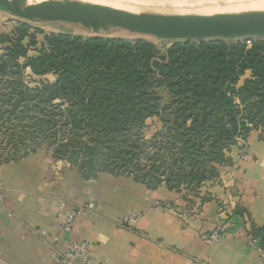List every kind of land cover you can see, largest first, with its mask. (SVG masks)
<instances>
[{
  "label": "rangeland",
  "instance_id": "374dc122",
  "mask_svg": "<svg viewBox=\"0 0 264 264\" xmlns=\"http://www.w3.org/2000/svg\"><path fill=\"white\" fill-rule=\"evenodd\" d=\"M48 36L102 38L131 45L141 40L154 48L157 61L172 44L112 27L94 33L80 25L31 23L0 12V60L4 62L0 63V166L35 162L49 178L64 182L110 177L132 180L149 190L163 187L190 213L199 214L204 203H218V216L226 217L223 225L230 223L222 189L229 187L230 169L249 161V140L264 143V111L248 114L253 119L249 121L248 105L235 101L241 110L237 130L233 137H218L220 117L210 107L202 117L200 110L206 106L201 101V106H193L177 99L176 87L157 83L158 76L149 80L150 86L132 90L116 86L104 65L94 71L81 66L79 75H73L75 82L68 81L64 53H57L55 64L43 57L49 49ZM17 39L32 53L31 59L43 62L40 72L33 71L26 57L9 54ZM249 77L248 71L236 88Z\"/></svg>",
  "mask_w": 264,
  "mask_h": 264
},
{
  "label": "crops",
  "instance_id": "0c3cea01",
  "mask_svg": "<svg viewBox=\"0 0 264 264\" xmlns=\"http://www.w3.org/2000/svg\"><path fill=\"white\" fill-rule=\"evenodd\" d=\"M249 148V161L230 169L231 182L222 189L230 223L213 244L205 237L226 224L218 203H204L194 214L163 187L149 190L110 177L64 182L49 178L35 162L0 166V264H67L52 256L70 241L87 244L91 264H262L246 240L251 226L264 224V143L251 138ZM155 202L161 207L154 209ZM78 207L84 213L64 233L61 222ZM130 215L139 216L136 225L121 227L120 220Z\"/></svg>",
  "mask_w": 264,
  "mask_h": 264
},
{
  "label": "trees",
  "instance_id": "16d2710c",
  "mask_svg": "<svg viewBox=\"0 0 264 264\" xmlns=\"http://www.w3.org/2000/svg\"><path fill=\"white\" fill-rule=\"evenodd\" d=\"M12 42L14 44L9 54L13 58L26 57L33 71L40 72L39 66L43 62L31 59L29 56L32 53L19 39ZM46 42L49 49L44 59L55 64L57 53H64V76L72 83L75 82L73 75L80 72L81 66L94 71L104 65L116 86L132 90L150 86L149 80L158 76L157 83L176 87L173 91L177 99L190 101L193 106H206L200 110L202 117H205L203 114L209 107L220 117L218 137H233L237 130L241 110L235 101L249 106L247 115L264 111V38L174 42L167 49V55L159 58V61L153 60L154 48L141 40L131 45L102 38L81 40L48 36ZM247 42H250V48ZM248 71L250 77L236 88L238 80ZM183 113L185 109L180 114ZM188 113L182 117L185 121H188ZM247 120L253 119L249 116Z\"/></svg>",
  "mask_w": 264,
  "mask_h": 264
},
{
  "label": "water",
  "instance_id": "95a60500",
  "mask_svg": "<svg viewBox=\"0 0 264 264\" xmlns=\"http://www.w3.org/2000/svg\"><path fill=\"white\" fill-rule=\"evenodd\" d=\"M0 12L31 23L80 25L94 33L112 27L168 43L264 38V8L214 17H152L93 10L70 0H46L44 10L0 0Z\"/></svg>",
  "mask_w": 264,
  "mask_h": 264
},
{
  "label": "bare ground",
  "instance_id": "6f19581e",
  "mask_svg": "<svg viewBox=\"0 0 264 264\" xmlns=\"http://www.w3.org/2000/svg\"><path fill=\"white\" fill-rule=\"evenodd\" d=\"M26 8L45 9L46 0H13ZM93 10H114L152 17L185 16L214 17L230 15L264 8V0H70ZM125 10V11H124ZM138 11H160L144 13ZM165 12V13H163ZM172 13V14H169ZM206 15H182V14Z\"/></svg>",
  "mask_w": 264,
  "mask_h": 264
},
{
  "label": "built area",
  "instance_id": "2783aa9c",
  "mask_svg": "<svg viewBox=\"0 0 264 264\" xmlns=\"http://www.w3.org/2000/svg\"><path fill=\"white\" fill-rule=\"evenodd\" d=\"M65 206L64 203L60 204V207L63 208ZM161 207V203L155 202L153 208L157 209ZM81 213H84V210L82 208H74L72 209L64 218V220L60 224V229L64 233H71L73 228V222L77 215H80ZM138 215H130L123 217L119 225L125 229H132L138 220ZM226 225H222L216 228V230L212 231L205 237V243L206 244H213L217 243L222 238V230ZM261 235V236H260ZM263 239L264 241V224L263 226L258 229L256 227H250L247 237V245L249 247L255 248L258 256L264 264V243H260V239ZM52 260L55 263H67L71 264L72 262L78 261L81 264H91L88 250H87V244L85 242H75L70 241L64 252H55L52 256Z\"/></svg>",
  "mask_w": 264,
  "mask_h": 264
}]
</instances>
